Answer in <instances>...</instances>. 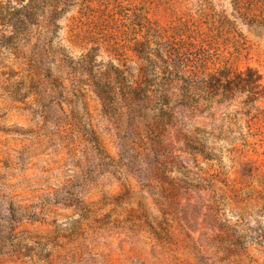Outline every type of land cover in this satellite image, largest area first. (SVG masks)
Wrapping results in <instances>:
<instances>
[{
  "label": "rangeland",
  "instance_id": "obj_1",
  "mask_svg": "<svg viewBox=\"0 0 264 264\" xmlns=\"http://www.w3.org/2000/svg\"><path fill=\"white\" fill-rule=\"evenodd\" d=\"M52 1L0 42V264H264V97L200 85L264 83V0Z\"/></svg>",
  "mask_w": 264,
  "mask_h": 264
},
{
  "label": "trees",
  "instance_id": "obj_2",
  "mask_svg": "<svg viewBox=\"0 0 264 264\" xmlns=\"http://www.w3.org/2000/svg\"><path fill=\"white\" fill-rule=\"evenodd\" d=\"M66 1H80V12L86 8L85 0ZM64 7L59 6L58 1L52 0H0V42L17 47L27 45L35 39L33 47L45 48L51 45L52 38L60 27L57 21L64 12ZM5 30L9 33H5ZM140 42L136 43L139 47ZM135 49L138 51L137 55L141 56L143 52L138 48ZM178 49L173 52L171 46H167L161 48L160 52L165 56L168 68L181 76L189 72L187 65L190 64L191 54H187L189 47L186 45ZM252 83H256L258 90H254ZM242 84L243 86H240ZM200 85L203 88H199L213 94L220 92L228 96V92L232 90L244 89L264 97L263 74L253 67L237 73L227 69H217L207 73Z\"/></svg>",
  "mask_w": 264,
  "mask_h": 264
}]
</instances>
